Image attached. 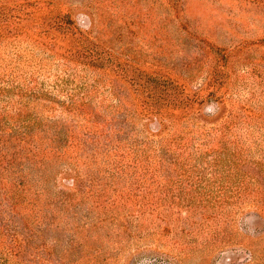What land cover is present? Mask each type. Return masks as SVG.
<instances>
[{
	"label": "rangeland",
	"instance_id": "374dc122",
	"mask_svg": "<svg viewBox=\"0 0 264 264\" xmlns=\"http://www.w3.org/2000/svg\"><path fill=\"white\" fill-rule=\"evenodd\" d=\"M0 264H264V0H0Z\"/></svg>",
	"mask_w": 264,
	"mask_h": 264
},
{
	"label": "trees",
	"instance_id": "16d2710c",
	"mask_svg": "<svg viewBox=\"0 0 264 264\" xmlns=\"http://www.w3.org/2000/svg\"><path fill=\"white\" fill-rule=\"evenodd\" d=\"M69 26L71 25L72 27H74L78 32L80 31V29L78 28V26H76V23H74L73 21L70 20L69 23H67ZM102 63L101 61L97 63L98 66H102ZM159 93H162V91H159ZM183 92H176V95L175 93L173 92H165V96H173L175 95V97H180L181 94ZM68 108L69 106L66 105ZM160 108L157 107L156 108V111H152V112H158ZM76 112L77 113H81L84 112V113H90L91 112V108L89 106V102H81V103H78L77 104V107L75 108ZM40 113V112H39ZM92 113V112H91ZM44 117H46L47 119H51V118H48L47 115H44L42 114ZM93 115V113H92ZM35 116H36V112H35ZM38 116H41L40 114ZM91 116V115H90ZM95 116V115H93ZM35 117H32L31 114H27L26 115V118L24 117L23 120L21 121V123L19 125H17L16 123H9V121L6 119V123H5V127L8 131H10V135H11V138L10 137H5V144L7 143L8 140H18V142L22 145L23 148H19L17 151H22L23 152V149L25 147L26 144H29L25 147V151H34L36 150L37 151V148H39L40 145H43V146H47L49 144V142H46L45 140L48 138L46 136H48L49 134L51 135V132H49V130L52 131V126L51 125H48L46 124V126L48 127V130L46 131V128L44 129H41V131H43V135L45 136H42V138L38 139V141H28V140H25V138H29L30 136H32V131H33V128H26L24 127V125H27V121L28 122H31L29 123L30 125H34L35 126V122L36 121H32L31 119H34ZM34 122V123H33ZM48 123V122H46ZM21 127H22V130H21ZM17 132H19L17 134ZM49 139V138H48ZM105 147L110 150L111 149V146L109 145V141L105 143ZM47 148H50V147H47ZM47 148H44V149H47ZM49 152H51L50 149H48ZM5 162H9L8 159L5 160ZM42 163H47L46 160H42L41 161ZM12 164H6V168L9 169L11 167ZM6 175V174H5Z\"/></svg>",
	"mask_w": 264,
	"mask_h": 264
}]
</instances>
